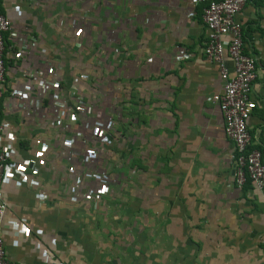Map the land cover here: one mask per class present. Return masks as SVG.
Here are the masks:
<instances>
[{
	"label": "crops",
	"instance_id": "0c3cea01",
	"mask_svg": "<svg viewBox=\"0 0 264 264\" xmlns=\"http://www.w3.org/2000/svg\"><path fill=\"white\" fill-rule=\"evenodd\" d=\"M0 12L10 22L6 48L21 54L6 60L0 100V147L15 166L1 185L7 210L0 238L10 262L264 264V196L233 183L232 144L210 101L221 88L218 67L200 52L202 4L0 0ZM236 20L246 31L245 51L257 60L247 127L252 146L264 149L257 136L264 129V5L246 4ZM223 64L231 75V63ZM55 83L63 84L61 95L75 94L110 120L105 143L81 116L74 125L49 124L41 109L58 94ZM75 149L95 158L73 165L65 153ZM104 158L110 174L102 171ZM111 176L121 179V190L111 188ZM97 195L121 199L103 209L110 214L106 241L87 201Z\"/></svg>",
	"mask_w": 264,
	"mask_h": 264
},
{
	"label": "built area",
	"instance_id": "2783aa9c",
	"mask_svg": "<svg viewBox=\"0 0 264 264\" xmlns=\"http://www.w3.org/2000/svg\"><path fill=\"white\" fill-rule=\"evenodd\" d=\"M202 4L201 22L204 28V40L201 55L218 67V77L221 81L220 91L210 96V101L218 108L222 119V131L225 138L232 144V178L235 187L241 188L248 184L253 190L264 196V149H252L251 137L247 127L256 103L252 98V87L256 79V58L245 51L242 40V25L236 20L242 8L251 0H195ZM10 30V22L0 12V100L6 92V60L12 55L16 60L21 58L19 52L9 54L5 46L4 35ZM227 59L232 66L230 75L223 64ZM55 85V84H54ZM52 100L42 107L41 112L48 117L49 124L56 126L74 125L81 116L87 123L90 135L105 143L108 139L110 120L101 121V116L93 112L91 106L75 94L65 92L61 95L57 87ZM95 113V114H94ZM85 127V125H84ZM3 124L0 122V135ZM264 138V129L257 132ZM68 144V143H66ZM76 158L90 160L94 153L85 155L76 153ZM15 166L10 163L8 151L0 147V232L4 214L7 210L1 185L5 182L6 173ZM106 176H101L104 182ZM18 223L16 231H22ZM0 264H13L4 253L0 238Z\"/></svg>",
	"mask_w": 264,
	"mask_h": 264
},
{
	"label": "rangeland",
	"instance_id": "374dc122",
	"mask_svg": "<svg viewBox=\"0 0 264 264\" xmlns=\"http://www.w3.org/2000/svg\"><path fill=\"white\" fill-rule=\"evenodd\" d=\"M104 80H103V84H105V85H103L104 86L103 88H100L101 89L100 93L105 98L104 103H107L106 101L110 100V86H109L110 81L108 83H106L107 81L106 80L104 81ZM62 85L63 84L55 83L54 87H57L59 90H61ZM108 112L109 113H107L106 115L110 114L109 110H108ZM101 121L103 123L106 122V120H103V118H101ZM74 129L75 128H73V130ZM82 133H83V131L79 130V132H76L75 135H76V137L78 136V137L82 138L81 142L84 143L85 136ZM75 148H78V147H76V145H75ZM76 153H77V149L67 150V152L65 153V159L67 161H69L71 164L76 165L74 163V159L76 158V156H75ZM110 162H111L110 158H104V163L102 164L103 165L102 171L104 173H108V174L112 173V165H110L111 164ZM117 179L118 178L111 176V181L108 182L109 185L111 184V188L115 191L122 189L121 179H119V180H117ZM96 187L97 186H95V185H94V187L92 186V188H95V190H97ZM98 188H99V186H98ZM87 201L89 202V205H91V207H93V209L97 208L95 215L97 216L96 218H97L99 223H98V225H95V230L99 232L103 241H106V238L110 233V214H107V212H104L103 209L106 210L108 206L110 207V203L116 204L118 202H121V199L118 197H115V196L113 198H110V199H105L104 195H97V196H94L92 199L87 200ZM120 217H121V215H120ZM121 227H122V220L120 219V225L117 224L114 227H112L111 229L113 232L114 231L116 232V233L114 232L116 235L118 232L121 231ZM133 240H134V238H133ZM104 247L105 248L107 247L106 244ZM130 249L137 253V245H135V240H134V243L131 244ZM116 263L117 264H158L157 262H152V261L144 262V261H139V260H134V259L120 260V261H116ZM104 264H108V263L105 262Z\"/></svg>",
	"mask_w": 264,
	"mask_h": 264
},
{
	"label": "trees",
	"instance_id": "16d2710c",
	"mask_svg": "<svg viewBox=\"0 0 264 264\" xmlns=\"http://www.w3.org/2000/svg\"><path fill=\"white\" fill-rule=\"evenodd\" d=\"M255 2H257V3H255ZM250 3H253L254 5H264V0H251ZM245 33H246V31L243 30V28H242V40H246ZM4 40H5V35H4ZM252 149H257L261 152L263 151V149H261V147L257 146V145L252 146Z\"/></svg>",
	"mask_w": 264,
	"mask_h": 264
}]
</instances>
